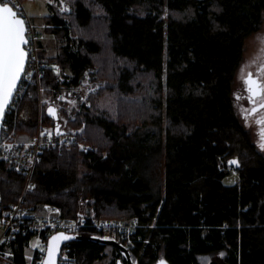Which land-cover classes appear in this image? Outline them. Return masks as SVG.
Returning a JSON list of instances; mask_svg holds the SVG:
<instances>
[{
    "label": "trees",
    "instance_id": "obj_1",
    "mask_svg": "<svg viewBox=\"0 0 264 264\" xmlns=\"http://www.w3.org/2000/svg\"><path fill=\"white\" fill-rule=\"evenodd\" d=\"M66 1L70 12L51 7L47 20L54 23L48 31L66 46L50 59L41 54L47 62L41 84L53 98L61 86L76 85L87 67H97L104 85L71 120L76 127L84 123L78 137L95 149L45 150L26 204L47 203L77 217L85 203L97 217L137 218L148 242L128 248L136 264L161 258L264 264V155L232 99L245 40L260 27L264 0ZM73 41L76 49L69 50ZM54 62L67 72L64 79ZM17 114L15 130L34 134L36 89ZM42 121L53 123L46 112ZM231 157L240 166L228 184ZM23 180L0 161L3 207L19 198ZM78 233L104 236L93 229ZM32 236L12 244L10 264L24 262ZM69 245L77 264H92L106 244L85 238Z\"/></svg>",
    "mask_w": 264,
    "mask_h": 264
},
{
    "label": "built area",
    "instance_id": "obj_2",
    "mask_svg": "<svg viewBox=\"0 0 264 264\" xmlns=\"http://www.w3.org/2000/svg\"><path fill=\"white\" fill-rule=\"evenodd\" d=\"M8 3L20 15L26 24L25 49L27 61L22 72L13 98L5 110L2 129L0 132V161L10 164L12 170L21 175L24 180L21 186L19 198L10 202L7 207L1 204L0 190V264H6L15 256L12 244L18 237L26 234L39 235V241L32 253L26 252L30 240L23 249L24 262L22 264H43L48 237L57 231L65 233H78L83 229H93L96 232L114 237L127 248H132L139 242L146 243L148 239L139 230L146 225L141 224L137 218L123 219L111 217H97L93 212H80L77 217H64L60 214L59 207L47 203L29 206L25 202V196L33 185L35 167L45 150H56L62 155L64 150L74 146L81 150L95 149L82 141L78 134L84 127L77 129L69 124L80 111L79 105L87 102L90 94L99 88V84L89 74H84L76 85L68 90L57 92L53 98L45 95L42 78L45 74L47 62L41 56L42 46L37 24L31 18L23 4V0H0ZM64 8L61 3L59 8ZM69 25V19L64 20V26ZM36 89L38 97V126L32 135L18 133L15 125L18 119L17 109L26 95L32 94ZM53 104L58 109L59 119L67 133L56 135L53 123L44 124L43 114L48 105ZM7 116L6 122H4ZM32 236V237H33ZM31 239V238H30ZM31 246V245H30ZM58 264H77V255L69 242L61 245Z\"/></svg>",
    "mask_w": 264,
    "mask_h": 264
},
{
    "label": "rangeland",
    "instance_id": "obj_3",
    "mask_svg": "<svg viewBox=\"0 0 264 264\" xmlns=\"http://www.w3.org/2000/svg\"><path fill=\"white\" fill-rule=\"evenodd\" d=\"M52 7L56 8L57 11L60 13H68L70 12V7L67 3L66 0H51ZM63 3L64 8L69 7V10L63 9V7L59 8V5ZM23 4L25 8L27 9L28 12L34 13L38 15V18H43L45 20H48V18H44L43 15L50 13L51 8L48 4H46L45 0H23ZM34 11V12H33ZM46 33H43L41 38L46 39ZM55 36V37H54ZM46 41V40H45ZM66 46V40L62 36H57V35H52L51 42L49 43V46L44 49H42L41 54L44 53V55H47L48 58L54 57L62 48V46ZM69 50H75L76 49V42H70L68 45ZM258 63V64H263L264 63V17L263 20L260 24L259 29L251 33L245 40V47H244V52L242 56V60L240 62L239 67L236 70L235 73V78H234V83H233V89H232V99H233V104L234 108L236 111V114L240 120V122L245 126L249 128V123H248V118L246 116V109H243L244 105H246V99L244 96L246 95L244 91V84H243V77L246 74V71L250 68H253L252 64ZM50 66L60 75L61 79H64V76H67V72L64 71L58 64L54 63H49ZM254 69V68H253ZM84 74H89L92 76L94 79L97 80L99 84V88H101L104 85L105 80L101 77L98 76L97 74V67L91 66L87 67L82 76L80 77L83 78ZM71 86H61L58 89V92H62L64 90H68ZM98 88V89H99ZM87 98V102H88ZM86 102V103H87ZM82 105H79L80 111L82 110ZM78 111V113L80 112ZM76 115V114H75ZM71 126V121L69 122ZM74 128L79 129L80 127L73 126ZM227 168L229 169L230 173L227 177L224 178L225 183H233L237 180L238 177V170L237 167L235 166H230L226 164ZM83 169V168H82ZM82 173L85 172L84 170L81 171ZM83 213H90L93 212V209L88 207L85 203H82L81 211ZM39 235H35L31 237L30 239V245L26 247V252L32 253L33 249L36 247L38 241H39ZM103 257L101 259L96 260L92 264H118L117 263V258H123L121 254L118 253V251L115 249V247L112 244H108L104 246L103 250ZM124 264V263H121Z\"/></svg>",
    "mask_w": 264,
    "mask_h": 264
},
{
    "label": "snow or ice",
    "instance_id": "obj_4",
    "mask_svg": "<svg viewBox=\"0 0 264 264\" xmlns=\"http://www.w3.org/2000/svg\"><path fill=\"white\" fill-rule=\"evenodd\" d=\"M15 13L11 8H0V108L7 103L13 89L16 87V82L23 72L26 52L22 45L27 44L25 39L24 21L16 19ZM252 90L253 86L259 89V85L251 79L249 74L245 81ZM264 147V144L261 145ZM232 163H237L232 161ZM68 239L69 237H54L57 239ZM55 250V245L50 250V255Z\"/></svg>",
    "mask_w": 264,
    "mask_h": 264
},
{
    "label": "water",
    "instance_id": "obj_5",
    "mask_svg": "<svg viewBox=\"0 0 264 264\" xmlns=\"http://www.w3.org/2000/svg\"><path fill=\"white\" fill-rule=\"evenodd\" d=\"M3 7L11 8L12 12H14L16 14L14 18L21 19L24 21V19L20 15L17 14V12L12 8V6L10 4L0 2V8H3ZM24 28H25L24 35H25V39H26L25 21H24ZM22 47L24 48V50L26 52L25 45H22ZM26 61H27V55H26L25 62H24V68L26 65ZM24 68H23V70H24ZM21 75H22V73L20 74V77L16 82V87L13 89L11 96L9 97L7 103H5L2 108H0V132L2 129L3 117H4L5 110L13 98L14 92L18 86ZM251 79L253 81H255L256 84L259 85V89H257L255 86H253L252 90H250L249 85H247V88L250 92V96L255 98L256 96H258L260 94V91H261L260 81L255 76ZM253 110H254V107L252 108V111ZM45 112H46L47 116L53 120L54 132L56 135H60V134H64V133L68 132L67 129L62 126L63 123L59 119L58 109L55 105H53V104L48 105L45 109ZM232 161H236L237 163H232ZM227 164L230 166L239 167L240 166L239 158L238 157H231L230 159L227 160ZM54 237H69V238L68 239L60 238V239L53 241ZM85 238L97 240V241H100V242L105 243V244H112L113 246H115L116 248L119 249L122 257L125 258V264H136V262L132 259L128 248L122 242L118 241L114 237L107 236V235H104V236H97V235L83 236L79 233H65V232H61V231L54 232L48 237L47 249H46V254H45L43 264H58V256H59L61 245L63 243L70 242L72 240H77V239H85ZM53 244L55 245V250L50 255V250L53 248ZM5 263L10 264L9 261H5ZM117 263L121 264L122 259L118 258ZM154 264H170V263L165 258H161L158 261H156Z\"/></svg>",
    "mask_w": 264,
    "mask_h": 264
},
{
    "label": "flooded vegetation",
    "instance_id": "obj_6",
    "mask_svg": "<svg viewBox=\"0 0 264 264\" xmlns=\"http://www.w3.org/2000/svg\"><path fill=\"white\" fill-rule=\"evenodd\" d=\"M252 66L254 69H248L243 77V88L246 93L244 98L247 104L242 108L247 111L246 116L249 123V128H245L250 132L252 140L256 144L259 152L264 155V147H261V145L264 144V63L261 65L254 63ZM249 74H251V78L255 76L260 81L261 91L255 98L250 96V92L247 88L248 84L245 82ZM253 107L254 110L252 111Z\"/></svg>",
    "mask_w": 264,
    "mask_h": 264
},
{
    "label": "crops",
    "instance_id": "obj_7",
    "mask_svg": "<svg viewBox=\"0 0 264 264\" xmlns=\"http://www.w3.org/2000/svg\"><path fill=\"white\" fill-rule=\"evenodd\" d=\"M45 2H46V4H48L50 6V8L52 7L51 5H53V4H52L51 0H45ZM28 13L30 14V16L34 20V22L37 24V28H38V31H39V34H40L41 46H42V49L44 51V49L46 48V46L47 47L49 46V43L51 42L52 35H54L53 33H51V32L48 31L50 25H52L54 23H52L50 21H47V20H45L43 18H38V15H36L34 13H31V12H28ZM51 15H52V8H51V12L50 13H47V14H45L43 16H44V18H48ZM43 33H46L47 34V36L45 35L46 36V39H45L46 41L41 38V36H42ZM47 55H45V56L48 57ZM106 245H108V244H106Z\"/></svg>",
    "mask_w": 264,
    "mask_h": 264
}]
</instances>
